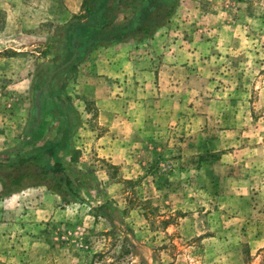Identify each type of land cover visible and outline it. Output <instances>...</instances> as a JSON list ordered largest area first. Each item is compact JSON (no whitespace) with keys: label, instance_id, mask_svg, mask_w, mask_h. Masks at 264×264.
<instances>
[{"label":"rangeland","instance_id":"374dc122","mask_svg":"<svg viewBox=\"0 0 264 264\" xmlns=\"http://www.w3.org/2000/svg\"><path fill=\"white\" fill-rule=\"evenodd\" d=\"M182 2L160 43L176 61L150 57L152 36L79 63L56 153L77 199L0 186V264H264V0ZM0 4V157L26 156L58 135L53 102L29 127L36 72L65 42L48 3Z\"/></svg>","mask_w":264,"mask_h":264},{"label":"trees","instance_id":"16d2710c","mask_svg":"<svg viewBox=\"0 0 264 264\" xmlns=\"http://www.w3.org/2000/svg\"><path fill=\"white\" fill-rule=\"evenodd\" d=\"M130 2L133 18L119 23L121 8ZM181 0H83L82 13L58 30L64 40L63 57L57 63L38 68L33 85V106L29 131L33 135L41 125L44 105L53 102L60 113V127L55 140L24 156L20 152L0 157V186L4 196H12L30 186L45 185L57 193L64 204L77 199L73 183L56 156L75 126L76 113L70 106L65 85L78 65L98 45L141 42L155 35L176 13ZM48 101V102H47ZM104 207L97 215L109 217Z\"/></svg>","mask_w":264,"mask_h":264},{"label":"crops","instance_id":"0c3cea01","mask_svg":"<svg viewBox=\"0 0 264 264\" xmlns=\"http://www.w3.org/2000/svg\"><path fill=\"white\" fill-rule=\"evenodd\" d=\"M28 1L31 2V3L37 4V5L42 4V3H48L49 4L48 10H50L49 13H48L49 14L48 16L53 19V23L55 24V27L56 26H63L65 24H68L69 22H71L75 16H77V15H79V14L82 13V7H83V0H59L60 5L57 8H55V9L53 8V10H52V5H51L52 0H28ZM182 1L183 0H181L180 5H179L177 11L181 10V3H183ZM0 8H2L1 7V4H0ZM177 11H176V13H177ZM15 12H17V11L15 10ZM176 13L171 18V20H173V18L175 17ZM171 28L172 27L169 26L168 24L165 25V26H163V27H161L160 29L157 30V32L155 33V35L153 36V38H151L149 40V42L151 43V46L153 48V49L151 48V50L149 49V52H153V53H150V57H153V60H156L157 59V56L159 55V52L160 53H163L164 52V55L165 54L166 55H165V57H162V59H164L165 61H167L168 58L169 59L172 58L174 61H176V58H174V55H172L173 52L170 53L171 55H168L167 52L163 51V50H165L164 47L163 46H160V43L163 42V37H167L168 35H170L171 30H172ZM193 35H195V34H193ZM176 43H178V41H176ZM146 44H147L146 42H144V43H141L140 42L139 43V42H135V41L122 42V43H111V44H108L107 49L110 50V49H113V48H116V47H121V48H124L125 47V48L134 49L135 51L136 50H144ZM193 44L194 43H192V45ZM101 47H102L101 45H98L87 56L88 58H89V56H91V60H92L90 63L88 62L87 64L92 65V64H95L96 63L93 59L94 58H96V59L98 58L99 59V57H97V53L100 52ZM150 57L147 56L146 58H150ZM159 58H161V57L158 56V59ZM137 60L134 61V62H132V63H130V62H128V63H129L130 66L132 64L133 67H137L138 65H141V63H138L139 61H141V59L138 58ZM114 61H117V60L115 59ZM117 65H119V64H117ZM91 68L92 69H96L97 67H94V65H92Z\"/></svg>","mask_w":264,"mask_h":264}]
</instances>
